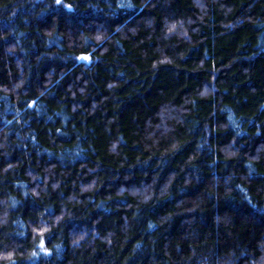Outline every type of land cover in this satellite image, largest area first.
Masks as SVG:
<instances>
[{
  "label": "trees",
  "instance_id": "trees-1",
  "mask_svg": "<svg viewBox=\"0 0 264 264\" xmlns=\"http://www.w3.org/2000/svg\"><path fill=\"white\" fill-rule=\"evenodd\" d=\"M0 264H264V0H0Z\"/></svg>",
  "mask_w": 264,
  "mask_h": 264
},
{
  "label": "snow or ice",
  "instance_id": "snow-or-ice-1",
  "mask_svg": "<svg viewBox=\"0 0 264 264\" xmlns=\"http://www.w3.org/2000/svg\"><path fill=\"white\" fill-rule=\"evenodd\" d=\"M57 3H60V0H57ZM82 59H87V57H82Z\"/></svg>",
  "mask_w": 264,
  "mask_h": 264
}]
</instances>
